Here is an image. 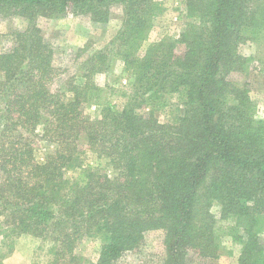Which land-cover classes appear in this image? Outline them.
I'll list each match as a JSON object with an SVG mask.
<instances>
[{"label": "trees", "instance_id": "obj_1", "mask_svg": "<svg viewBox=\"0 0 264 264\" xmlns=\"http://www.w3.org/2000/svg\"><path fill=\"white\" fill-rule=\"evenodd\" d=\"M185 4L193 20L179 37L146 45L159 0H0L1 17L26 20L0 51V258L30 237L49 244V260L32 264H120L158 232L156 264H190V253L206 264L222 255L224 234L241 245L238 264H264V118L248 83L230 78L254 60L241 44L264 53V0ZM115 7L116 35L60 87L65 70L40 18L105 26ZM119 63L131 78L122 104L96 80ZM40 140L51 149L44 161ZM84 149L107 167L86 164ZM76 169L81 178L67 176ZM87 239L93 258L77 251Z\"/></svg>", "mask_w": 264, "mask_h": 264}, {"label": "rangeland", "instance_id": "obj_2", "mask_svg": "<svg viewBox=\"0 0 264 264\" xmlns=\"http://www.w3.org/2000/svg\"><path fill=\"white\" fill-rule=\"evenodd\" d=\"M163 2V11L154 19L153 28L146 45L162 39L165 36L178 38L180 33L187 27V23L192 21L187 16L185 0H159ZM122 23L121 8H114L111 21L107 25L94 24L87 16H68L65 18H40L39 25L43 34L49 40L57 53L58 62L63 66L65 73L58 79L60 87L67 84L73 78L78 81L82 73V61L94 51L103 48L116 35ZM26 20L19 17L3 18L0 16V51L12 45V32L16 28H24ZM183 49V45H179ZM240 52L245 56H252L251 67L244 73L234 72L230 75L233 81L248 83L251 97L257 105L258 116L264 118V53L261 54L257 43L247 41L241 44ZM263 55L262 62L255 58ZM123 71V66L116 64L112 72H103L96 75V80L101 85H108L107 92L118 104L123 103L122 93L127 90V85L131 78ZM86 113L93 117L97 113L95 105L85 107ZM168 110L159 111L157 115L161 120H166ZM83 144V143H82ZM51 151L45 141L40 140L35 148V156L38 161H44L46 154ZM84 161L86 164L94 166L102 165L107 167L105 159L98 157L90 149H84ZM71 179L81 178L80 169L67 173ZM218 213V208H214ZM218 215V214H217ZM228 221H222L219 226L226 228ZM264 243V235L262 236ZM161 235L153 232L149 237L147 250L139 255H128L120 264H156L158 254L163 250ZM224 249L222 255L217 259H204L206 264H238V256L241 245L233 243L229 236L223 235ZM97 244L91 239L83 241L77 251L85 257L93 258L96 254ZM49 244L41 239L24 238L18 240L13 253L0 258V264H32L34 261L46 263L49 260ZM1 252L6 250L5 246H0ZM190 264H199L201 260L193 253L188 257Z\"/></svg>", "mask_w": 264, "mask_h": 264}]
</instances>
